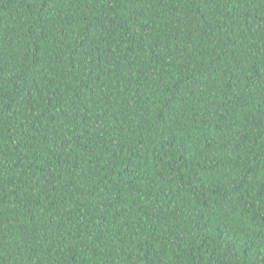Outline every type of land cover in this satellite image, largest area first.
Returning a JSON list of instances; mask_svg holds the SVG:
<instances>
[{
    "label": "trees",
    "instance_id": "1",
    "mask_svg": "<svg viewBox=\"0 0 264 264\" xmlns=\"http://www.w3.org/2000/svg\"><path fill=\"white\" fill-rule=\"evenodd\" d=\"M0 264H264V0H0Z\"/></svg>",
    "mask_w": 264,
    "mask_h": 264
}]
</instances>
